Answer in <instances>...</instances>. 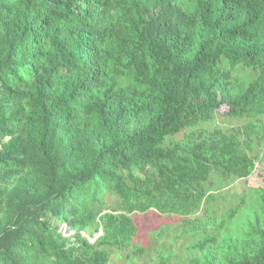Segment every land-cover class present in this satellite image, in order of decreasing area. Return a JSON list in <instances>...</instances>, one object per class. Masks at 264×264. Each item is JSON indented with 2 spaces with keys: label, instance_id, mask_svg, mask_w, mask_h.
I'll use <instances>...</instances> for the list:
<instances>
[{
  "label": "trees",
  "instance_id": "16d2710c",
  "mask_svg": "<svg viewBox=\"0 0 264 264\" xmlns=\"http://www.w3.org/2000/svg\"><path fill=\"white\" fill-rule=\"evenodd\" d=\"M262 162L264 0H0V264H110L150 210L264 264V188L215 207Z\"/></svg>",
  "mask_w": 264,
  "mask_h": 264
},
{
  "label": "rangeland",
  "instance_id": "374dc122",
  "mask_svg": "<svg viewBox=\"0 0 264 264\" xmlns=\"http://www.w3.org/2000/svg\"><path fill=\"white\" fill-rule=\"evenodd\" d=\"M217 124L218 121H214L211 127ZM229 181L224 187L221 186L218 188L219 190L225 189L224 192H226L225 203L218 202L215 205L219 209L221 207L218 214L230 203L237 201L239 198H244L248 202L249 193L255 188H264V162L257 163L252 174L246 179ZM242 218L243 215L235 217L231 222V226L241 221ZM132 220L137 227L138 234L133 239L132 244L127 248V251L117 250L112 253L110 264H156L155 260L162 262L166 259L169 262L171 260L173 264H181L178 262H181L185 258L186 253H183L186 251L185 248L190 243V240L187 239L188 233L183 232L185 228L181 225L178 217L168 218L156 213L154 210H150L144 213H133ZM165 228L169 229V231L166 230V232L162 233L161 229L164 230ZM60 230L67 236L71 234L65 230L63 225L60 226ZM152 244L155 245L150 248L149 246ZM170 244H172L171 250L167 252ZM137 249H144V251H141L142 253L140 254L137 253V256H133V253L135 254L134 251ZM122 253L124 255L128 253L129 255L125 257Z\"/></svg>",
  "mask_w": 264,
  "mask_h": 264
},
{
  "label": "water",
  "instance_id": "95a60500",
  "mask_svg": "<svg viewBox=\"0 0 264 264\" xmlns=\"http://www.w3.org/2000/svg\"><path fill=\"white\" fill-rule=\"evenodd\" d=\"M101 233V229H99V233L98 234H100Z\"/></svg>",
  "mask_w": 264,
  "mask_h": 264
}]
</instances>
